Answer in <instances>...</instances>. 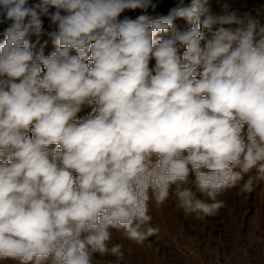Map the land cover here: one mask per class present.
<instances>
[{
    "label": "clouds",
    "instance_id": "9594fccd",
    "mask_svg": "<svg viewBox=\"0 0 264 264\" xmlns=\"http://www.w3.org/2000/svg\"><path fill=\"white\" fill-rule=\"evenodd\" d=\"M156 7L0 0V261L97 264L159 233L153 205L212 216L264 182V9Z\"/></svg>",
    "mask_w": 264,
    "mask_h": 264
},
{
    "label": "rangeland",
    "instance_id": "374dc122",
    "mask_svg": "<svg viewBox=\"0 0 264 264\" xmlns=\"http://www.w3.org/2000/svg\"><path fill=\"white\" fill-rule=\"evenodd\" d=\"M198 2L217 14L223 4H229L239 14L253 16L257 10L264 9V0ZM174 25L183 28L185 22L177 19ZM90 111L86 106L79 115L85 116ZM238 192L234 188L218 195L216 201L221 206L212 216L185 215L173 199L159 208L153 205V224L159 227V233L137 243L115 232L108 242L109 251L96 253L93 259L97 264H264V182L249 194ZM197 198L205 199L199 194ZM205 202L213 203L210 199ZM118 244L122 253L119 257L111 251ZM0 264L9 262L0 261Z\"/></svg>",
    "mask_w": 264,
    "mask_h": 264
},
{
    "label": "water",
    "instance_id": "95a60500",
    "mask_svg": "<svg viewBox=\"0 0 264 264\" xmlns=\"http://www.w3.org/2000/svg\"><path fill=\"white\" fill-rule=\"evenodd\" d=\"M188 0H184V4L187 2ZM39 0H29V5L34 4V3H38ZM153 3L157 5L155 12H153L152 9L148 10V14L149 15H167L169 10L176 6V4L178 3V0H153ZM51 11H55V9H51ZM63 14V13H62ZM144 14L141 12V10H136V11H126L124 13H122L120 19H123L124 16H128L132 19H135L138 15ZM43 24H44V28L45 31H52L55 29L54 25L50 26V21L47 17H43ZM10 22L7 23H0V36H3L2 33L4 31V29L6 27H8V24ZM43 36H48V35H43Z\"/></svg>",
    "mask_w": 264,
    "mask_h": 264
},
{
    "label": "bare ground",
    "instance_id": "6f19581e",
    "mask_svg": "<svg viewBox=\"0 0 264 264\" xmlns=\"http://www.w3.org/2000/svg\"><path fill=\"white\" fill-rule=\"evenodd\" d=\"M191 0H188L185 5H190ZM4 37L0 36V43L3 42ZM31 40L33 43H37V38L36 37H31ZM40 46L44 47L45 54H49L53 49H54V44L52 39L49 36H41L39 38V43H37V47L39 48Z\"/></svg>",
    "mask_w": 264,
    "mask_h": 264
}]
</instances>
